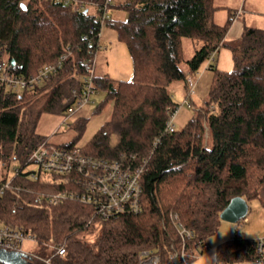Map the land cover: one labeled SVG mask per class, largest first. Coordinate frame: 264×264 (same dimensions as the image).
<instances>
[{
	"label": "trees",
	"instance_id": "1",
	"mask_svg": "<svg viewBox=\"0 0 264 264\" xmlns=\"http://www.w3.org/2000/svg\"><path fill=\"white\" fill-rule=\"evenodd\" d=\"M103 1L82 0L84 8L73 10L54 0H0L1 65L28 79L69 51L61 68L40 84L16 91L0 85V164H22L30 149L46 139L36 132L40 116L69 113L80 98L83 78L91 69L87 60L99 48L87 45L84 36L99 30L97 5ZM219 7L225 6L215 0H111L110 11L122 10L126 16L110 14L106 25L125 44L132 77L115 80L94 72L92 86L105 94L96 111L108 106L109 112L81 150L122 157L132 165L145 161L140 175L142 208L101 221L92 218L91 207L75 200L35 201L37 193L63 186L15 177L22 188L0 196V221L32 232L43 257L53 252L47 243L61 244L64 253L51 257V264H138L143 249L163 255L180 245L175 218L195 232V239H205L217 228L219 213L231 197L248 202L262 196L264 29L244 26L233 43L226 41L235 12L229 9L219 25L213 20ZM182 37L200 42L187 59ZM220 45L230 48L233 69L224 71L209 63L213 74L206 105L194 108L181 129L163 133L167 110L177 105L171 87L179 82L188 91L189 74ZM75 120L77 138L87 118ZM112 134L114 144L109 143ZM95 221L101 224L95 239L79 238ZM254 256L255 239L236 230L216 247L218 262L242 264ZM26 259L29 264H45Z\"/></svg>",
	"mask_w": 264,
	"mask_h": 264
},
{
	"label": "built area",
	"instance_id": "2",
	"mask_svg": "<svg viewBox=\"0 0 264 264\" xmlns=\"http://www.w3.org/2000/svg\"><path fill=\"white\" fill-rule=\"evenodd\" d=\"M64 4H70L73 10L83 9L82 0H54ZM110 2L104 0L97 5L100 11L99 30L96 35L85 37L87 45H99L100 30L110 18ZM68 52H64L53 62L42 65L34 77L24 78L10 68L0 64V85L9 89L19 90L40 84L59 68H61ZM214 52L208 54V60H213ZM91 69L84 80V88L80 98L75 105L69 108V113L81 108L88 102L89 95L94 91L91 78L94 75L95 54L87 60ZM188 93L193 92L194 82L190 76L187 77ZM178 105L167 110L168 117L165 121L163 133L175 130L173 120ZM159 141L157 136L153 141L155 146ZM133 155L130 156L132 158ZM144 163L132 165L121 158H109L99 155L86 154L81 147L57 146L47 139L43 140L30 149L24 162L11 178L0 180V196L6 192L17 193L22 187L15 184V177L23 176L32 181H43L44 183L63 186L62 189L52 192H39L35 195L37 203H57L62 200L71 199L83 203L92 209V218L101 221L117 218L121 215H133L141 211L142 185L140 175L144 169ZM26 167V168H24ZM28 167V168H27ZM14 211V210H12ZM175 230L180 239L178 247L171 246L166 253L150 249L139 252L138 264H196L195 258L201 256L204 251L209 250V245L204 239H195V232L186 227L175 218ZM24 240L34 241L35 235L21 226H13L0 221V250L16 251L21 256L51 264V257L62 255L64 247L61 244L47 243L53 250L49 257H43L35 252H24L21 245ZM37 241V240H36ZM198 251V255L194 251ZM214 264H229L216 262ZM242 264H264V236L255 239V256L250 261Z\"/></svg>",
	"mask_w": 264,
	"mask_h": 264
},
{
	"label": "rangeland",
	"instance_id": "3",
	"mask_svg": "<svg viewBox=\"0 0 264 264\" xmlns=\"http://www.w3.org/2000/svg\"><path fill=\"white\" fill-rule=\"evenodd\" d=\"M218 5H221L223 0H215ZM227 3V2H226ZM229 8L219 7L213 12V20L216 24L222 25L227 19V13L230 9L234 11L241 22L242 27L254 26L264 29V0H229ZM243 7L241 11L240 8ZM239 12V13H238ZM111 15L115 18L126 16L122 10L112 8ZM232 24V23H231ZM231 24L227 30V41L234 42L236 38L233 34H229ZM225 36V37H226ZM100 47L95 55L94 72L96 74L107 73V75L115 80H129L132 77V66L129 52L125 44L117 38L116 31L110 25H105L100 30L98 38ZM200 45L199 41H192L188 37L181 38L182 55L184 59L189 58L195 48ZM214 60L206 59L197 69L196 72L189 74L191 76L194 86L193 92L188 91L182 83L176 82L171 87L172 100L178 105V110L174 115V128L179 130L183 127L186 121L192 116L193 109L199 106H205L208 100V90L212 78V70L207 67L208 62L216 66L220 70L231 71L233 69L232 52L230 48L225 45H220L218 49L214 50ZM185 70V63L181 64ZM208 66V65H207ZM105 94L100 90H94L88 98V102L81 108L76 109L71 113H64V115H51L44 113L40 116L36 132L46 137L48 142L62 146L70 142H74L76 146H83L89 141L92 134L97 130L99 125L107 118L109 107L103 108L100 112L96 111V106L102 101ZM77 117H85L83 131L78 135L75 129ZM116 142V135L112 134L109 138V143ZM20 164L17 160H10L5 164H0V180L4 178H11L15 169L19 168ZM26 168V167H24ZM28 168V167H27ZM264 195V194H263ZM261 197H254L250 199L248 204V211L246 215L237 222H228L220 219L217 228L214 232L208 234L204 239L209 245V250L199 256L198 251H194L196 264H214L216 259V247L219 243L228 240L236 230V232L244 235L246 238L257 239L264 236V203ZM264 199V198H263ZM100 222H93L89 228L78 235L79 238L92 242L100 231ZM24 252H35L39 255L40 245L36 240H24L21 245ZM0 260L19 264H29L27 259L16 251L0 250Z\"/></svg>",
	"mask_w": 264,
	"mask_h": 264
},
{
	"label": "water",
	"instance_id": "4",
	"mask_svg": "<svg viewBox=\"0 0 264 264\" xmlns=\"http://www.w3.org/2000/svg\"><path fill=\"white\" fill-rule=\"evenodd\" d=\"M20 5L24 8L23 3H20ZM247 211H248V204L245 198L241 196H233L230 198L227 205L219 213V218L228 222H237L246 215ZM1 261L6 262L4 260ZM9 264H19V263L9 262Z\"/></svg>",
	"mask_w": 264,
	"mask_h": 264
},
{
	"label": "crops",
	"instance_id": "5",
	"mask_svg": "<svg viewBox=\"0 0 264 264\" xmlns=\"http://www.w3.org/2000/svg\"><path fill=\"white\" fill-rule=\"evenodd\" d=\"M224 2L222 3V5H224L226 7V9H228V7L230 6L229 5V0H223ZM227 2V3H226ZM240 10L242 11L243 10V7L241 6ZM234 12V11H233ZM239 13V12H238ZM238 15V14H237ZM237 15L235 14L234 18H233V21H232V24H231V30L229 31V34H233V36H235L234 38H238L242 32V25H241V22H236L238 21V17ZM125 17V16H124ZM123 18V17H121ZM228 36H226L224 39L227 41ZM213 60H214V55H213ZM210 62L207 63V65L209 64ZM206 65V67L204 69H206L208 66ZM191 77V76H190ZM264 191L262 192V197L264 198Z\"/></svg>",
	"mask_w": 264,
	"mask_h": 264
}]
</instances>
